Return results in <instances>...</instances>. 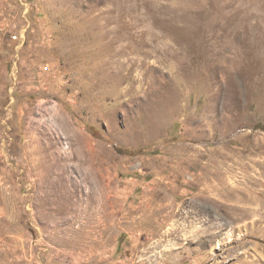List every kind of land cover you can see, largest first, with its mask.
Instances as JSON below:
<instances>
[{
	"label": "rangeland",
	"instance_id": "rangeland-1",
	"mask_svg": "<svg viewBox=\"0 0 264 264\" xmlns=\"http://www.w3.org/2000/svg\"><path fill=\"white\" fill-rule=\"evenodd\" d=\"M0 264H264V0H0Z\"/></svg>",
	"mask_w": 264,
	"mask_h": 264
}]
</instances>
